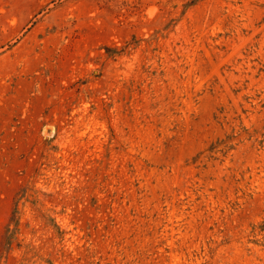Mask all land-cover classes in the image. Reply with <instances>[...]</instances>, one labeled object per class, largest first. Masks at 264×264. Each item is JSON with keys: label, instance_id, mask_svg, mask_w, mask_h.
Segmentation results:
<instances>
[{"label": "rangeland", "instance_id": "obj_1", "mask_svg": "<svg viewBox=\"0 0 264 264\" xmlns=\"http://www.w3.org/2000/svg\"><path fill=\"white\" fill-rule=\"evenodd\" d=\"M0 264H264V0H0Z\"/></svg>", "mask_w": 264, "mask_h": 264}]
</instances>
